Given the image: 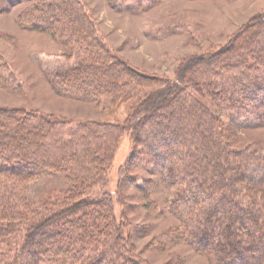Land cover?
<instances>
[{
  "label": "trees",
  "instance_id": "1",
  "mask_svg": "<svg viewBox=\"0 0 264 264\" xmlns=\"http://www.w3.org/2000/svg\"><path fill=\"white\" fill-rule=\"evenodd\" d=\"M22 2L20 27L49 35L75 60L46 76L55 92L131 110L122 123L73 124L0 109V264H144L131 241L141 228L127 217L124 196L106 191L125 133L133 154L118 168V189L135 180L126 175L135 158L146 155L147 166L153 157L146 149L155 148L168 160L162 182L174 191L166 205L179 222L174 234L209 264H264V178L241 181L264 157L238 150L239 132L184 91L188 85L203 94L228 118L264 119V12L226 48L181 65L154 97L108 56L78 0H0V12ZM5 70L0 57V78ZM163 94L168 105L155 113ZM50 175L65 178V191L29 199L30 182Z\"/></svg>",
  "mask_w": 264,
  "mask_h": 264
},
{
  "label": "rangeland",
  "instance_id": "2",
  "mask_svg": "<svg viewBox=\"0 0 264 264\" xmlns=\"http://www.w3.org/2000/svg\"><path fill=\"white\" fill-rule=\"evenodd\" d=\"M78 1L108 56L121 61L131 75L139 78L143 83L140 92L147 95L163 92L169 81L174 83L178 69L190 59L226 48L241 29L264 12V0ZM26 5L22 2L0 12V57L6 67L1 71L0 109L35 112L73 124L122 123L130 113L129 104L107 107L91 100L70 98L52 89L46 76L72 66L75 60L49 35L20 27L17 15ZM184 91L193 94L197 104L213 111L230 129L239 132L238 150L255 149L264 157V127L254 125L263 123L264 119L228 118L229 113L217 110L203 94L199 95L188 85ZM166 97L164 94L159 97L158 108L153 112L165 109ZM132 148L125 133L113 158L106 191L114 198L117 193L124 196L129 206L127 217L141 228L140 232L144 231L141 236H137L138 232L134 233L137 237H131L134 256L144 264H209L174 234L179 222L166 208L174 199V191L162 182L168 160L155 148L140 146L153 157L152 162L145 166L146 155H138L135 169L126 171L135 180L125 182L118 189V168L133 154ZM262 177L264 166L253 165L241 181L258 184ZM67 186L63 176L50 175L32 180L26 195L31 200L54 198ZM92 192L99 195L102 189L96 187ZM115 206L119 209L120 205ZM208 240L205 238L202 243Z\"/></svg>",
  "mask_w": 264,
  "mask_h": 264
}]
</instances>
